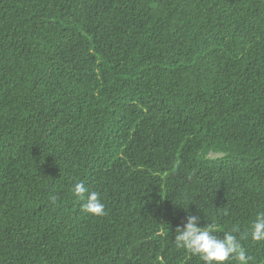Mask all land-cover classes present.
Instances as JSON below:
<instances>
[{"label":"trees","instance_id":"obj_1","mask_svg":"<svg viewBox=\"0 0 264 264\" xmlns=\"http://www.w3.org/2000/svg\"><path fill=\"white\" fill-rule=\"evenodd\" d=\"M261 212L264 0H0V264H204L189 214L264 264Z\"/></svg>","mask_w":264,"mask_h":264},{"label":"clouds","instance_id":"obj_2","mask_svg":"<svg viewBox=\"0 0 264 264\" xmlns=\"http://www.w3.org/2000/svg\"><path fill=\"white\" fill-rule=\"evenodd\" d=\"M72 195L81 201V211L84 214L101 217L105 215V205L96 191H90L83 182L74 183L71 188ZM57 197L51 198V203L56 204ZM227 214V213H225ZM200 217L189 214L186 222L175 229L174 244L179 249H184L191 255L198 256L204 264H250L252 257L247 254L240 239L232 231H224L222 238L214 235L215 226L207 224L201 227ZM254 242L264 241V212L258 213L251 223L244 239Z\"/></svg>","mask_w":264,"mask_h":264}]
</instances>
